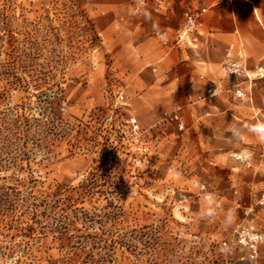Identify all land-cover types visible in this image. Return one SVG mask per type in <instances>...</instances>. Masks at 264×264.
<instances>
[{"label": "rangeland", "instance_id": "374dc122", "mask_svg": "<svg viewBox=\"0 0 264 264\" xmlns=\"http://www.w3.org/2000/svg\"><path fill=\"white\" fill-rule=\"evenodd\" d=\"M125 2L0 0V264H264L258 136L125 71Z\"/></svg>", "mask_w": 264, "mask_h": 264}, {"label": "crops", "instance_id": "0c3cea01", "mask_svg": "<svg viewBox=\"0 0 264 264\" xmlns=\"http://www.w3.org/2000/svg\"><path fill=\"white\" fill-rule=\"evenodd\" d=\"M119 10L126 47L135 49L126 58L135 69L125 71L150 73L144 89H157L193 113L198 105L207 112L229 105L232 125L246 115L248 131L264 123V0H148L140 6L125 2ZM186 10L201 11L198 29L194 40L178 41ZM228 61L245 65L246 80L226 71ZM253 147L264 154L259 138Z\"/></svg>", "mask_w": 264, "mask_h": 264}, {"label": "built area", "instance_id": "2783aa9c", "mask_svg": "<svg viewBox=\"0 0 264 264\" xmlns=\"http://www.w3.org/2000/svg\"><path fill=\"white\" fill-rule=\"evenodd\" d=\"M140 4H146L148 0H137ZM202 8L201 11H203ZM201 11H193V10H186L185 12V23L184 27L180 32L177 34L178 41H186L187 39H195L193 33L197 31L199 25V17ZM225 68H227L230 72H237L238 71V64L236 61H228L225 64ZM261 201L264 202V191L261 194Z\"/></svg>", "mask_w": 264, "mask_h": 264}, {"label": "clouds", "instance_id": "9594fccd", "mask_svg": "<svg viewBox=\"0 0 264 264\" xmlns=\"http://www.w3.org/2000/svg\"><path fill=\"white\" fill-rule=\"evenodd\" d=\"M251 130L257 134L261 142H264V123L251 126Z\"/></svg>", "mask_w": 264, "mask_h": 264}]
</instances>
